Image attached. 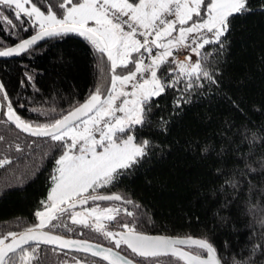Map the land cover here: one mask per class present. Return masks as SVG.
<instances>
[{
  "label": "trees",
  "instance_id": "trees-1",
  "mask_svg": "<svg viewBox=\"0 0 264 264\" xmlns=\"http://www.w3.org/2000/svg\"><path fill=\"white\" fill-rule=\"evenodd\" d=\"M33 2L40 6L43 0ZM248 7L250 11L244 15L229 18L222 49L215 45L205 49L212 53L206 64L216 83L205 80L202 87L183 93L166 89L154 101L147 123L134 133L136 142L149 141L147 155L113 185L98 190L99 194L119 193L133 203L87 204L127 208L134 217L121 213L118 219L134 222L140 232L206 238L221 254L224 264H231L233 258L247 260L253 244L264 246V0H248ZM32 32L19 31L13 36L0 30V40L7 46ZM26 72L33 77L31 84L25 79ZM109 80L106 58L99 59L91 45L76 36L46 38L26 54L0 58V81L14 107L19 101L27 108L67 111L98 85L107 88ZM177 100L181 102L179 108ZM17 111L28 120H46L24 108ZM0 136L4 137L0 140V159L12 160L0 168L2 236L38 222L34 213L47 199L58 153L44 140L8 123L0 124ZM16 144L24 151H16ZM205 146L209 147L208 153L202 151ZM240 160H246L256 171L248 172ZM218 168L238 181V190L225 186L220 191L223 181ZM63 219L74 231L63 227L51 230L112 245L98 233ZM126 254L131 256L130 252ZM73 256L84 258L79 252L59 248L53 251L52 246L42 244L33 264H74ZM87 259L107 264L90 255ZM170 259L161 257L159 264H169ZM252 264H264V254L257 253Z\"/></svg>",
  "mask_w": 264,
  "mask_h": 264
},
{
  "label": "snow or ice",
  "instance_id": "snow-or-ice-1",
  "mask_svg": "<svg viewBox=\"0 0 264 264\" xmlns=\"http://www.w3.org/2000/svg\"><path fill=\"white\" fill-rule=\"evenodd\" d=\"M249 11L248 0H43L40 6L33 0H0V30L13 36H18L19 31L34 30V34L19 39L13 46H4L0 40V58L26 54L46 38L76 36L91 45L99 59L106 58L110 72L107 88L98 85L83 103L67 111L27 108L19 101L14 107L0 82V124L8 123L42 139L58 153L50 176L52 186L47 199L41 201L43 210L34 213L38 222L22 232L10 231L0 236V264H33L42 244L53 246V251L58 247L84 254L83 259L73 256L74 264H97L96 260L87 259L89 255L107 264H137L135 257L141 258L140 264H159L161 257L171 258L169 264H224L221 254L206 238L137 231L134 222L118 219L121 213L134 217L127 208H101L97 204L81 211L75 209L89 201L133 203L119 193L99 194L98 190L113 185L147 155L149 141L137 143L134 133L147 123L154 101L166 89L183 93L202 87L205 80L216 83L206 64L212 53L205 49L213 45L222 49L229 18ZM5 24L7 29L3 28ZM182 51L190 54L179 60ZM25 79L33 82L27 72ZM180 106L177 100L176 107ZM17 108L46 120L25 119ZM15 148L24 151L20 144ZM202 151L208 153L209 147ZM239 162L248 172L256 171L246 160ZM11 163L4 157L0 168ZM216 171L223 181L221 192L225 186L238 190L234 177L223 175L219 168ZM227 204L225 200L224 206ZM65 217L72 225L98 233L113 246L66 238L51 231L61 227L74 231L64 222ZM116 227L120 230H112ZM257 253L264 254V246L259 243L252 245L247 260L233 258L231 264H252Z\"/></svg>",
  "mask_w": 264,
  "mask_h": 264
},
{
  "label": "water",
  "instance_id": "water-1",
  "mask_svg": "<svg viewBox=\"0 0 264 264\" xmlns=\"http://www.w3.org/2000/svg\"><path fill=\"white\" fill-rule=\"evenodd\" d=\"M32 34H34V32H32L31 34H29V35H27V36H25V37H23V38H27V37H29L30 35H32ZM22 39V38H21ZM18 41H16V42H14V43H12V44H10V45H7V46H13V45H15L16 43H17ZM1 82V81H0ZM86 99H87V97H86ZM86 99H84L82 102H80V103H83ZM1 114H2V112H0V117H1ZM107 194V193H106ZM46 231L47 230H49V229H45ZM22 231H24V229H22V230H20V231H17V233H19V232H22ZM51 231H53L55 234H59V235H61V236H64V237H66V238H72V239H79V240H87V241H89V242H91V243H99V244H102L103 246H106V247H112V245H110V244H106V243H103V242H99V241H96V240H93V239H89V238H85V237H80V236H75V235H67V234H63V233H60V232H57V231H54V230H51ZM140 232V231H139ZM143 233H145V232H143ZM146 234H148V235H162V236H166V237H194V238H202V237H198V236H194V235H184V236H180V235H168V234H161V233H146ZM53 247V246H52ZM58 248V247H57ZM64 250H70V249H64ZM117 251H119V250H117ZM126 254V253H125ZM128 255V254H127ZM130 256V255H129ZM131 257V256H130ZM98 258V257H97ZM100 259V258H99ZM136 260V259H135ZM137 261V264H140V262L138 261V260H136ZM106 262V261H105ZM107 263V262H106Z\"/></svg>",
  "mask_w": 264,
  "mask_h": 264
},
{
  "label": "rangeland",
  "instance_id": "rangeland-1",
  "mask_svg": "<svg viewBox=\"0 0 264 264\" xmlns=\"http://www.w3.org/2000/svg\"><path fill=\"white\" fill-rule=\"evenodd\" d=\"M175 35V34H174ZM190 53H188V55H189ZM169 59H171V58H169ZM192 59H193V61H195L196 60V57L193 55L192 56ZM137 143H140V142H137ZM89 192H90V190H89ZM48 194H49V192H48ZM96 205L95 204H90V205H87V206H85V205H83V206H79L78 205V208H77V211H81L83 208H87V207H95ZM102 208V207H101ZM40 210H43V207H41L40 208Z\"/></svg>",
  "mask_w": 264,
  "mask_h": 264
},
{
  "label": "built area",
  "instance_id": "built-area-1",
  "mask_svg": "<svg viewBox=\"0 0 264 264\" xmlns=\"http://www.w3.org/2000/svg\"><path fill=\"white\" fill-rule=\"evenodd\" d=\"M186 55H188V52H183V51H182V52L179 54L178 59H179V60H184V58H185Z\"/></svg>",
  "mask_w": 264,
  "mask_h": 264
}]
</instances>
